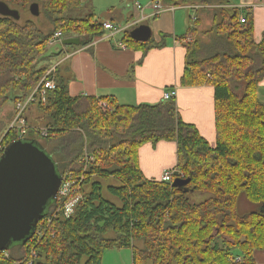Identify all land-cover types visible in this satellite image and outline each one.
<instances>
[{
	"label": "trees",
	"instance_id": "16d2710c",
	"mask_svg": "<svg viewBox=\"0 0 264 264\" xmlns=\"http://www.w3.org/2000/svg\"><path fill=\"white\" fill-rule=\"evenodd\" d=\"M3 1L17 10H29L38 3L39 17L44 16L50 28L45 30L30 18L21 23L0 15V114L2 105L25 98L50 68V57H38L50 47L55 32L61 31L63 38L79 37L80 46L103 34V23L93 12L72 14L83 7L84 0ZM162 1L180 4L179 0ZM190 1L228 3H181ZM216 9L206 40L195 36L199 19L182 36L187 48L182 83L209 80L215 88V146L182 119L175 98L157 104L117 105L105 97L71 96L57 65L50 75L56 87L47 90L45 102L37 103L46 117L48 134L40 136L31 129L26 138L41 143L62 177L68 172L76 179L83 177L82 199L70 217L59 214L52 219L40 242L30 243L35 231L25 244L0 251V264H101L105 250L112 247H132L134 264H257L254 252L264 249V103L257 95L264 77V37L255 41L249 11L242 21L236 7ZM104 99L107 107L101 104ZM0 122V144L5 147L17 131H7L9 124L2 118ZM115 135L124 147L110 154L106 141H113ZM163 139L176 140L178 145L171 181L145 177L137 160L142 144ZM85 150L92 156L87 164L82 161ZM109 177L120 184L104 186L100 179ZM176 178L190 182L174 186ZM243 190L257 210L239 215L235 208ZM199 191L212 196L193 203L189 195ZM60 203L56 198L43 218L53 217ZM110 231L115 236H106ZM139 240L143 246L138 249L135 241ZM18 249L26 256L17 259L14 251Z\"/></svg>",
	"mask_w": 264,
	"mask_h": 264
},
{
	"label": "crops",
	"instance_id": "0c3cea01",
	"mask_svg": "<svg viewBox=\"0 0 264 264\" xmlns=\"http://www.w3.org/2000/svg\"><path fill=\"white\" fill-rule=\"evenodd\" d=\"M161 2L164 8L159 12L150 4L143 11L139 10L137 2H134L135 13L130 12L126 20L123 18L122 9L115 4L110 5V9L104 14L105 18L98 19L103 23V34L87 45L65 47L64 52L50 67L58 65L60 74L67 79L71 96L105 97L117 105L157 104L165 100L163 98L166 91L176 89L175 103L182 119L194 124L209 144L215 146L217 132L213 83L209 80L194 85L182 83L187 54L182 36L200 18L202 4L190 1L167 5L162 0ZM225 5L240 9L241 19H244V12L249 11L253 17L255 41L260 42L263 39L264 0H228ZM83 7L72 14H95L93 4L90 9ZM142 16H145V20L138 25L147 24L151 28V36L147 41L132 39L130 32L133 28L111 34L104 27V22L109 21L115 25L123 23L125 26ZM161 37L162 40L159 41ZM122 43L126 44L125 48ZM257 95L264 103V77L258 85ZM107 99L102 101L107 103ZM7 108L10 109L9 113L4 110L3 114L9 116L10 124L14 103H8ZM33 110L34 106L28 112L29 121L33 116L40 115L32 113ZM137 160L145 177L161 180L166 171L177 167V142L173 139L145 142L138 149ZM189 197L193 203L206 200L201 192H191ZM133 255L132 247L108 248L103 254L101 264H134ZM254 256L257 264H264V249L255 250Z\"/></svg>",
	"mask_w": 264,
	"mask_h": 264
},
{
	"label": "water",
	"instance_id": "95a60500",
	"mask_svg": "<svg viewBox=\"0 0 264 264\" xmlns=\"http://www.w3.org/2000/svg\"><path fill=\"white\" fill-rule=\"evenodd\" d=\"M29 11L40 15L38 3ZM0 15L20 19L19 10L0 0ZM132 39L147 41L151 28L140 24L130 32ZM79 37H66L50 46L38 60L60 55L65 46L80 45ZM62 182L57 163L37 139L11 141L0 155V251L25 244L35 233L38 222L48 214ZM190 179L176 178L174 186H184Z\"/></svg>",
	"mask_w": 264,
	"mask_h": 264
},
{
	"label": "built area",
	"instance_id": "2783aa9c",
	"mask_svg": "<svg viewBox=\"0 0 264 264\" xmlns=\"http://www.w3.org/2000/svg\"><path fill=\"white\" fill-rule=\"evenodd\" d=\"M152 7L155 9L156 12L161 11L164 8V5L162 4L161 0H153ZM137 8L139 10H142L145 8L141 4L137 3ZM143 20H145V16H142L140 19H134L131 22H129L125 26H117L113 22H104V27L106 29H109L111 31V34H115L117 32L130 30L134 27H136L139 23H141ZM244 20L243 18L241 19ZM63 39L61 31H57L54 33V35L49 40V45L52 46L55 43L61 41ZM122 47L125 48L126 44L122 43ZM56 66L50 67L45 75L41 78L40 82L35 86V88L28 93L25 98L20 99L14 104V114L11 119V122L8 126V130L15 129L17 131V137L14 140L17 139H23L26 138L28 132L32 129V124H30L28 120V114L27 111L31 109V107L38 102H45L46 101V95L47 90L54 89L56 87L55 80L50 77V75L55 71ZM176 89L168 90L164 93L165 100L173 99L176 97ZM101 104L104 107H107V103L102 101ZM33 130V129H32ZM35 133H41V134H48L47 128H40L33 130ZM1 143V142H0ZM3 145L0 144V149H3ZM92 159V156L86 154L85 157H82V161H86L87 163ZM173 170H168L164 173L162 179L171 181L173 179ZM83 182V177L81 178H75L72 175V172L67 173L62 177V182L57 194L58 201H61L60 205L56 208L55 213L53 214V217H49L47 219H41L38 222V228L36 230V236L30 239V243H36L40 242V240L45 235V231L48 229L52 219L59 214H62L63 217L67 218L70 217L74 211H75V205L76 203L82 199V194L79 192L81 188V184ZM7 254V253H6ZM33 256H36V251H33ZM237 261H240V257H237Z\"/></svg>",
	"mask_w": 264,
	"mask_h": 264
},
{
	"label": "rangeland",
	"instance_id": "374dc122",
	"mask_svg": "<svg viewBox=\"0 0 264 264\" xmlns=\"http://www.w3.org/2000/svg\"><path fill=\"white\" fill-rule=\"evenodd\" d=\"M132 0H85V4H84V7L83 9H90L92 7V4H93V8H94V12L96 14V18L97 19H101L103 20L105 18L104 14L105 12H107L109 9H110V5H116L118 8L122 9V15H123V18L124 20H126L127 16L130 14V12H134V2H137L139 4H141L143 7H146L150 4V6H152V3H153V0H135L133 3H131ZM179 3H181V0H179ZM201 6V9H200V18H199V22H196L197 25V31H196V38L197 39H200L202 41L206 40L207 37L209 36V29L213 28V22H214V13L219 10V9H216V8H221L222 6H226L225 4L223 3H210V4H202L200 5ZM228 7V6H227ZM15 8V7H13ZM183 10V9H182ZM20 11V22L23 23L25 20L27 19H33L37 22H39L41 24V26L45 29V30H48V28H50V24L48 22V20H46L44 18V16H34L30 13L29 10H19ZM185 13H187L186 10H183ZM194 12V10H193ZM76 14H79L80 12H75ZM135 13V12H134ZM220 14V13H218ZM193 14L191 13L190 16H192ZM210 20V21H209ZM220 20V19H219ZM218 20V21H219ZM117 26H123V23L122 25H118ZM162 40V37L159 39V41ZM62 54V53H61ZM60 55H53L50 57V60L48 61V63L52 64L53 62H55V60L61 56ZM47 64V63H46ZM59 64V63H58ZM59 69V67H58ZM238 83L242 85V82H235V84ZM236 87H238V85H236ZM242 90V86H239V89L238 91H241ZM11 103V102H9ZM7 105L8 103H5L4 105H2V113L0 114V119L3 118V121L6 123V125L8 124V120H9V116H5L3 113V111L5 110L6 113H9L10 109L7 108ZM34 106V110L32 113H35V114H40V115H36V116H33L32 119H30V124H32V129L36 131V129H40V128H46V117L44 116V112L42 113V111L37 107V104L33 105ZM32 106V107H33ZM30 110L27 111V114ZM11 122V121H10ZM9 122V123H10ZM3 123V122H2ZM2 126L1 122H0V127ZM38 135L40 136H46L45 134H41V133H37ZM101 134L105 135V136H109V137H112L113 134L112 133H109V134H106V132H101ZM1 137V136H0ZM41 140V139H40ZM121 145L124 147V144L122 143H119V137L117 135H115L114 137V140L113 141H106V147H108V150H110V154H116V153H119L120 151H117V150H121L123 149V147H121ZM100 147V146H98ZM82 148V146L80 147ZM87 148V146L85 145V147L83 149ZM114 148V149H113ZM79 149V147H78ZM87 150H85L83 152V157L86 156L87 154ZM76 155V154H75ZM118 157H123L125 156V153L123 154H119L117 155ZM60 157V156H59ZM61 159V162H64V160L62 158ZM199 159L200 160H207V158H205V156H199ZM85 164H87L86 161H83ZM102 163V162H101ZM70 173V172H68ZM66 174V173H65ZM74 173H72L73 175ZM95 177V176H93ZM96 179V177L94 178ZM103 183L104 186H108V185H118L120 184V181L118 179H116L115 177H109V178H103V179H100ZM85 188L88 190L90 188V185L87 184L85 186ZM106 190V188H105ZM201 192V191H199ZM203 194V196L208 199L210 196V193H207V192H201ZM105 195L112 198L107 191H105ZM198 195H201V194H198ZM196 196H193V198H195ZM238 199H237V206L235 208L237 214L239 215H243L244 213L246 212H250L252 210H257L256 206L257 204H255L253 201H251L249 198H248V194L247 192H245L243 190V192H241L238 196ZM106 236H109V237H113L115 236V233L113 231H110L107 233ZM137 243V245H139L138 249L139 248H142L143 244H142V241H135ZM14 255L17 259H20L24 256H26V252L24 253L23 250H17V252L14 251ZM19 262L17 261L16 264H18ZM148 264V263H146Z\"/></svg>",
	"mask_w": 264,
	"mask_h": 264
}]
</instances>
